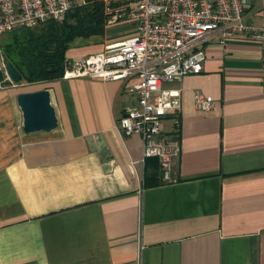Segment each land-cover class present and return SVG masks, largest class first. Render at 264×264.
Masks as SVG:
<instances>
[{
    "label": "crops",
    "instance_id": "crops-1",
    "mask_svg": "<svg viewBox=\"0 0 264 264\" xmlns=\"http://www.w3.org/2000/svg\"><path fill=\"white\" fill-rule=\"evenodd\" d=\"M243 12L261 40L213 32L202 70L166 85L181 87L178 113L162 121L165 134L179 123L167 178L117 125L136 76L64 67L0 82V264H264V0H243ZM107 23L96 43L70 45L65 66L135 33L128 18ZM40 89L58 125L25 132L17 95ZM195 91L210 110L195 108Z\"/></svg>",
    "mask_w": 264,
    "mask_h": 264
},
{
    "label": "built area",
    "instance_id": "built-area-1",
    "mask_svg": "<svg viewBox=\"0 0 264 264\" xmlns=\"http://www.w3.org/2000/svg\"><path fill=\"white\" fill-rule=\"evenodd\" d=\"M88 1L0 0V35L62 21L71 9ZM109 12L108 22L128 18L135 24V33L106 44L79 63H67L63 75L102 79L136 76L138 81L128 88L135 103L117 125L124 134L140 137L143 158H158L167 178L180 151L176 137L179 123L174 119L170 134H165L162 121L178 113L181 87L166 85L202 70L203 44L213 32L220 31L223 43L239 35L261 40V29L245 21L243 0H128ZM193 101L201 111L213 106V99L199 91L193 93Z\"/></svg>",
    "mask_w": 264,
    "mask_h": 264
},
{
    "label": "trees",
    "instance_id": "trees-1",
    "mask_svg": "<svg viewBox=\"0 0 264 264\" xmlns=\"http://www.w3.org/2000/svg\"><path fill=\"white\" fill-rule=\"evenodd\" d=\"M89 1L69 11H74V16H80L78 22L69 29L62 27L59 32L42 30L38 35L29 29L16 30L21 33L0 50L3 59L11 62L21 74V79L27 82L60 77L64 70L65 52L73 40L87 39L103 33L106 25L104 3ZM112 5L116 6L117 2ZM53 23L56 22L50 21L47 24Z\"/></svg>",
    "mask_w": 264,
    "mask_h": 264
},
{
    "label": "water",
    "instance_id": "water-1",
    "mask_svg": "<svg viewBox=\"0 0 264 264\" xmlns=\"http://www.w3.org/2000/svg\"><path fill=\"white\" fill-rule=\"evenodd\" d=\"M7 78L19 82L21 74L11 62H3L0 54V82ZM17 104L22 111L23 130H52L57 127L56 112L47 89L23 92L17 95Z\"/></svg>",
    "mask_w": 264,
    "mask_h": 264
},
{
    "label": "rangeland",
    "instance_id": "rangeland-1",
    "mask_svg": "<svg viewBox=\"0 0 264 264\" xmlns=\"http://www.w3.org/2000/svg\"><path fill=\"white\" fill-rule=\"evenodd\" d=\"M91 1H93V0H90L89 2H91ZM96 1H100V2L104 3V8H105L104 13L106 14V25H108L107 21H108L110 14H111L109 11H111L115 8L114 7L115 5H112V3L117 2V5H120V4H126L128 2V0H96ZM118 1H119V3H118ZM73 12L74 11L69 12L62 21H59V22H56V23H53L50 25L47 24L41 28L29 29V31L33 32L35 35H38V34H40V32H42V30L44 32H46V31L51 29V30H56L59 32L62 27L65 29H69V27L74 26L76 24V22H78V19L80 17V16H76V14L74 16ZM110 23H113V22H110ZM15 32H16V30H15ZM20 33L19 32L14 33V31H12V32L4 33V34L0 35V50L2 51L3 46L5 44L7 45L10 42H12L13 39L16 37V35H18ZM99 36L100 35H98V36L96 35V36H93V37H90L87 39L76 38L73 40L71 45L75 42H79V41L84 42V41H88V40H90V42L96 43V40L98 39ZM2 61L6 62L3 59V56H2ZM64 67H65V62H64Z\"/></svg>",
    "mask_w": 264,
    "mask_h": 264
}]
</instances>
